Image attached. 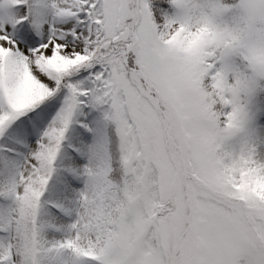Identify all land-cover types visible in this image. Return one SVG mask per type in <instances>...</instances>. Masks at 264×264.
<instances>
[{"label":"snow or ice","instance_id":"6c2138e0","mask_svg":"<svg viewBox=\"0 0 264 264\" xmlns=\"http://www.w3.org/2000/svg\"><path fill=\"white\" fill-rule=\"evenodd\" d=\"M0 264H264V0H0Z\"/></svg>","mask_w":264,"mask_h":264}]
</instances>
